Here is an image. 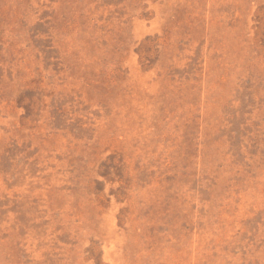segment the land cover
Masks as SVG:
<instances>
[{
  "label": "rangeland",
  "instance_id": "374dc122",
  "mask_svg": "<svg viewBox=\"0 0 264 264\" xmlns=\"http://www.w3.org/2000/svg\"><path fill=\"white\" fill-rule=\"evenodd\" d=\"M0 264H264V0H0Z\"/></svg>",
  "mask_w": 264,
  "mask_h": 264
}]
</instances>
